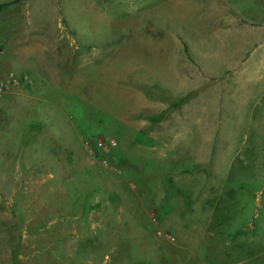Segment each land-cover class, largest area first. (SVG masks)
I'll return each instance as SVG.
<instances>
[{
  "label": "rangeland",
  "instance_id": "rangeland-1",
  "mask_svg": "<svg viewBox=\"0 0 264 264\" xmlns=\"http://www.w3.org/2000/svg\"><path fill=\"white\" fill-rule=\"evenodd\" d=\"M1 3L0 264H187L165 194L195 264H264V0Z\"/></svg>",
  "mask_w": 264,
  "mask_h": 264
},
{
  "label": "crops",
  "instance_id": "crops-1",
  "mask_svg": "<svg viewBox=\"0 0 264 264\" xmlns=\"http://www.w3.org/2000/svg\"><path fill=\"white\" fill-rule=\"evenodd\" d=\"M263 45H264V42H263ZM5 46H6L5 43L0 42V53L2 55L6 54V52H7ZM259 46H262V44H260ZM27 48H29V47H27ZM24 50L25 49L21 48L20 42L17 40L15 43V48L12 49V51H13L12 54H14V55L19 54L20 55V54H25V53H31L30 49L29 50L26 49L25 51ZM255 50H258V48H256ZM253 59L254 58L251 55L247 59L246 62H248V61L250 62ZM10 61L13 62L14 65H16L18 67L16 73H20L21 75L25 74L24 72H26L27 70L24 69L25 67H24L23 61H20L18 58L16 59V57L15 58L14 57L13 58L12 57L6 58V56L5 57L0 56V78L5 76L8 71H13L11 69L4 67ZM22 93H24V92H22ZM3 154L6 156V154L8 155V152L5 151V153H3ZM230 172H231V169H229L227 174L228 173L230 174ZM225 187H226V183H224V182H222L218 185V188H219V189H217L218 193H217V195H215V197L213 199L215 208H216V206H218L220 204V201H222V198L224 196V188ZM187 197H189V196H187ZM186 203H187L186 208L183 206L179 208L183 212L188 210V213H189L187 216H184L182 220H180V218L177 214L178 207L172 201L168 200L166 194H165L164 201L162 202V204H157L158 206H154V207H156L160 211V213H159L160 217L159 218H160L161 224L165 225L166 228L171 229L174 232L176 239H177V242H175L176 250L180 253V255H183V259H185L187 264H195V259L197 258V256H199L200 254H205L206 250H208L210 247H213L215 245L214 243L211 244V242H210V239L213 238L212 236L214 234L211 232V230H210L211 227L209 225V223H211V217H210V220H209V218L207 220L208 225H204L202 227L191 226V225L187 226L186 225L185 230H183V228H181L178 225L180 222H182V223H187V222L192 223L193 222L187 218L188 216L191 215L190 212H192V210L190 207L192 205H191L189 200H187ZM149 208L150 207H148V208L145 207L144 211L147 214V216H149V218H150V217H152V212ZM189 210H191V211H189ZM219 225H216V226H219ZM219 228H220V226H219ZM239 229L240 228H236L234 232L236 233L237 231H239ZM214 248H215V246H214Z\"/></svg>",
  "mask_w": 264,
  "mask_h": 264
},
{
  "label": "built area",
  "instance_id": "built-area-1",
  "mask_svg": "<svg viewBox=\"0 0 264 264\" xmlns=\"http://www.w3.org/2000/svg\"><path fill=\"white\" fill-rule=\"evenodd\" d=\"M31 83L30 78L27 75H19L14 71L8 72V74L0 81V93L8 90L11 87L18 86L21 84ZM86 144L91 147H96L102 149L104 152L109 153L117 145L116 139L109 138H98L94 143H89L86 141ZM159 234L162 235V231H159ZM165 236L171 237V234L166 233Z\"/></svg>",
  "mask_w": 264,
  "mask_h": 264
},
{
  "label": "trees",
  "instance_id": "trees-1",
  "mask_svg": "<svg viewBox=\"0 0 264 264\" xmlns=\"http://www.w3.org/2000/svg\"><path fill=\"white\" fill-rule=\"evenodd\" d=\"M16 2H18L19 0H15ZM9 3H1L0 4V10L4 7V6H6V5H8Z\"/></svg>",
  "mask_w": 264,
  "mask_h": 264
}]
</instances>
